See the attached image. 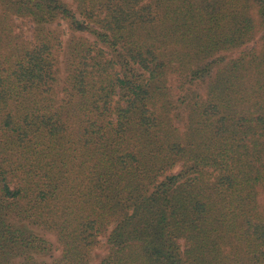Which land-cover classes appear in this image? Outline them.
Listing matches in <instances>:
<instances>
[{
	"label": "trees",
	"instance_id": "1",
	"mask_svg": "<svg viewBox=\"0 0 264 264\" xmlns=\"http://www.w3.org/2000/svg\"><path fill=\"white\" fill-rule=\"evenodd\" d=\"M257 41L264 0H0V264H264Z\"/></svg>",
	"mask_w": 264,
	"mask_h": 264
},
{
	"label": "rangeland",
	"instance_id": "2",
	"mask_svg": "<svg viewBox=\"0 0 264 264\" xmlns=\"http://www.w3.org/2000/svg\"><path fill=\"white\" fill-rule=\"evenodd\" d=\"M25 31H27L26 28H24ZM255 47H257L258 49H262L264 47L263 42L257 41L256 43H253ZM107 252V248L104 245H101L100 248H98L95 251V255L98 257L99 255H103L106 254Z\"/></svg>",
	"mask_w": 264,
	"mask_h": 264
}]
</instances>
